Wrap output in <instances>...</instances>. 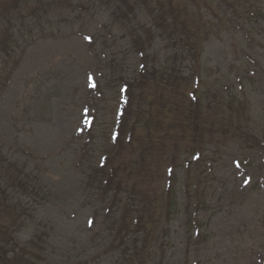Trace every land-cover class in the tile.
I'll return each mask as SVG.
<instances>
[{
    "label": "rangeland",
    "instance_id": "obj_1",
    "mask_svg": "<svg viewBox=\"0 0 264 264\" xmlns=\"http://www.w3.org/2000/svg\"><path fill=\"white\" fill-rule=\"evenodd\" d=\"M7 1L0 0V14L11 22L2 19L28 45H14L5 68L10 34L0 29V144L48 156L39 169L58 195L16 241L26 244L40 222L51 223L59 264L85 254L109 262V235L88 233L94 210L83 208L84 170L72 171L80 163L75 137L93 117L94 131L102 130L141 94L163 105L164 123L141 154L148 167L141 192L159 197L167 166L177 181L171 214L155 212L161 222L148 264H264V0H230L231 7L229 0H197L182 19L191 37L176 43L152 25L150 8L131 9L132 0ZM153 69L164 72L156 81ZM132 84L139 86L128 91ZM194 113L202 125L193 131L180 116Z\"/></svg>",
    "mask_w": 264,
    "mask_h": 264
},
{
    "label": "trees",
    "instance_id": "obj_2",
    "mask_svg": "<svg viewBox=\"0 0 264 264\" xmlns=\"http://www.w3.org/2000/svg\"><path fill=\"white\" fill-rule=\"evenodd\" d=\"M121 1L126 4L131 2L119 0L120 3ZM178 1L179 5H176V0H132L131 9L150 8L154 21L152 25L168 34L169 39L176 43L187 41L191 37V31L182 19L197 0ZM10 2L11 0L7 1V7H13ZM226 3H229V7L233 6L230 0ZM244 10L245 13L251 14L248 8L244 7ZM8 15L9 13L0 14V22H4L2 18ZM250 16L253 17V14ZM38 17H41L40 14ZM27 21V18H23L22 24L25 25ZM5 22H11L9 16ZM5 22L0 25V29L4 28L10 34V42L7 45L3 43L4 49L1 51V62L6 68L15 55L13 46L18 44V50L20 45L27 48L28 39L27 36H20V32L14 31L11 25L6 27ZM29 38L32 42L31 35ZM20 40L23 41L22 44ZM14 65L16 66L17 62ZM162 73L164 72L161 69H153L152 76H149L156 81ZM138 86H127L128 91L135 90ZM196 93L192 88L191 101L194 106H197L199 101ZM139 95L138 99L130 98L129 107L114 114V121L102 130L94 131L96 121L93 117L90 129L84 123L79 126L80 135L75 137L78 140L76 146L80 163L74 166L72 171L84 170L79 185L87 198L83 208L94 210L88 233L99 229L94 234L98 238L107 236L102 231L110 237L111 255L108 256L109 262L106 264H148L150 243L155 241L154 231L161 222L155 217V212L160 211L169 216L175 199L172 189L177 181L173 175V165L163 170V192L159 197L153 193L141 192L143 180L148 177V167H143L141 154L148 151L150 145L153 146L151 131L162 134L164 123L159 117L163 105L157 106L154 102H149L147 97ZM79 110L82 111L81 106ZM180 119L190 123L193 131L202 125L201 115L198 113L181 114ZM78 123L77 121V127ZM17 151L13 149L12 144H0V264H59L52 256L55 246L54 237H51V232L54 231L51 223L40 222L38 226L41 231L38 230L26 244L20 245L16 241V235L27 224L36 221V213L47 205L48 198L58 196L50 192V185L45 184L48 181V171L39 169L49 157L41 160V157H35L40 155L30 151H22V155L17 154ZM127 156L131 158L130 161L126 160ZM23 157L25 159H22ZM170 169L173 171L170 172ZM50 179L53 180L51 177ZM75 188L76 184L73 183V194ZM191 219L190 217V221ZM96 236L91 237L88 245L81 246L82 250L90 246ZM85 256H69L66 264H95L96 260L87 261Z\"/></svg>",
    "mask_w": 264,
    "mask_h": 264
}]
</instances>
